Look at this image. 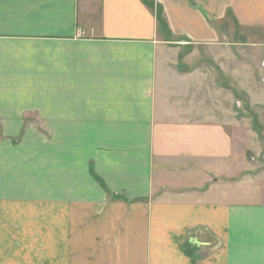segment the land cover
Here are the masks:
<instances>
[{
    "label": "crops",
    "instance_id": "1",
    "mask_svg": "<svg viewBox=\"0 0 264 264\" xmlns=\"http://www.w3.org/2000/svg\"><path fill=\"white\" fill-rule=\"evenodd\" d=\"M229 23L264 48V0H0V264H264L228 64L157 65Z\"/></svg>",
    "mask_w": 264,
    "mask_h": 264
},
{
    "label": "rangeland",
    "instance_id": "2",
    "mask_svg": "<svg viewBox=\"0 0 264 264\" xmlns=\"http://www.w3.org/2000/svg\"><path fill=\"white\" fill-rule=\"evenodd\" d=\"M226 26L223 25L222 27L221 25L219 27L223 28L222 31L224 32L225 40L214 41L212 45H204L197 42H182L185 45H169L170 48H178V50L184 51H181L180 55L171 53L166 58H163L159 54L157 57V65L162 68L164 65L167 66L174 63L188 64L189 66L196 67L205 64L219 66L222 62L228 64L230 70L228 97L230 101L225 106L226 111L220 112L219 115H222L230 122L236 120L241 121L240 124L243 127L242 133L248 144V147L245 148L246 160H249L257 156L258 149L264 145V92L258 93V90L254 86V79H259V66L262 64V67H264V63L262 62L264 61V48L262 49L260 48L261 46L254 43L253 29L245 28L242 30L232 23H229L227 28ZM211 49L215 51L213 58L206 56L207 52ZM225 49H228L230 54V57L226 60L224 56L222 58L220 57V51ZM193 50L196 52H193ZM189 53L191 55L190 57ZM237 53L242 56H237ZM238 62L243 66L240 70L244 74V84L249 88L246 91H251V95L235 89L238 84L234 79L235 77H233V72L236 70ZM253 91L255 92L254 95L260 96L256 100L253 97ZM21 219V222L26 224L25 220L23 218ZM10 223L13 222L10 221Z\"/></svg>",
    "mask_w": 264,
    "mask_h": 264
},
{
    "label": "built area",
    "instance_id": "3",
    "mask_svg": "<svg viewBox=\"0 0 264 264\" xmlns=\"http://www.w3.org/2000/svg\"><path fill=\"white\" fill-rule=\"evenodd\" d=\"M264 66V65H263ZM264 80V79H263Z\"/></svg>",
    "mask_w": 264,
    "mask_h": 264
}]
</instances>
